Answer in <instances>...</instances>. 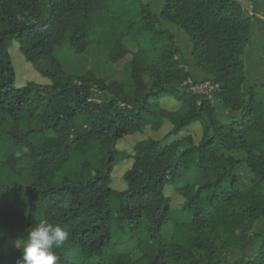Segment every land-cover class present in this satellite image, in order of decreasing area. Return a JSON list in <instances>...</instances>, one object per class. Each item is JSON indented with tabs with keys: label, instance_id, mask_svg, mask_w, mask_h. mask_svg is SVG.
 I'll return each mask as SVG.
<instances>
[{
	"label": "trees",
	"instance_id": "trees-1",
	"mask_svg": "<svg viewBox=\"0 0 264 264\" xmlns=\"http://www.w3.org/2000/svg\"><path fill=\"white\" fill-rule=\"evenodd\" d=\"M249 12L239 0H162L158 12L149 0H0V264H17L22 250L7 241L41 219L69 234L59 264H264V231L251 232L264 219V101L242 89ZM163 21L186 34L190 59ZM14 41L46 83L16 84ZM92 44L111 63L132 53L129 91L90 69L69 73L53 54ZM190 68L209 77V94L191 90ZM215 103L234 115L221 121ZM164 122L162 139L117 148ZM195 123L197 142L181 135Z\"/></svg>",
	"mask_w": 264,
	"mask_h": 264
},
{
	"label": "rangeland",
	"instance_id": "rangeland-1",
	"mask_svg": "<svg viewBox=\"0 0 264 264\" xmlns=\"http://www.w3.org/2000/svg\"><path fill=\"white\" fill-rule=\"evenodd\" d=\"M152 8L154 10H159L162 6V0H149ZM159 5V6H158ZM175 36L176 43L184 51V55L189 57V51L186 49L185 42L188 40L186 34L176 26H171ZM190 44V43H189ZM131 51H134V48L131 47ZM9 53L11 55L12 64L15 69V80L18 86H22L29 81L37 83H46V79L43 78L39 73H37L30 63L26 62L23 58L20 50L18 49V44L16 41L13 42L12 46L9 48ZM53 54L60 60L62 67L65 71L73 74H80L90 69L94 71L98 76H101L107 80H115L125 84L126 90H130V80L128 72V64L131 59V54H126L122 59L115 63H111L107 60L106 51L104 48L98 45H89L84 52L75 53L72 49L65 46H57L54 49ZM189 71L193 74L194 77H199L200 69L190 68ZM147 82V76L144 77ZM208 81H200L199 83L204 85V90H208ZM207 83V84H206ZM165 104L169 109H175L178 106V103L174 102L171 99L166 100ZM217 116L219 119H222V111L217 103H215ZM170 124L164 122L161 129L153 131L149 128H146L144 132L135 133L133 135L127 136L117 142V148L119 150H126L131 152L132 146L137 142L145 138H154L162 139L167 131L170 129ZM190 134L195 142L200 138V127L198 123H195L181 132V135ZM176 137L170 136L163 140V143H168ZM132 159H126L120 164L114 167L111 178V186L114 189L121 190L125 188V183L122 180V174L127 170L131 165ZM165 193L171 197L172 206L178 207L181 203V198L174 194L171 187H165ZM264 231V219L261 218L257 220L253 226L251 232ZM16 247V243L13 240L7 241L5 249L11 251ZM258 248V241H252L247 248L244 250L245 255H250L256 251ZM134 257L137 256L135 251L131 252ZM242 251L239 248L231 250L228 254L229 259H234L238 257Z\"/></svg>",
	"mask_w": 264,
	"mask_h": 264
},
{
	"label": "crops",
	"instance_id": "crops-1",
	"mask_svg": "<svg viewBox=\"0 0 264 264\" xmlns=\"http://www.w3.org/2000/svg\"><path fill=\"white\" fill-rule=\"evenodd\" d=\"M239 1L243 2L245 5L248 6L249 10H252L255 13V15H251V13L249 12V15L251 16L250 17L251 41L247 45L243 53V59L245 65L244 68L245 83L242 85V89L246 90L250 87H253L255 91L258 93V95L264 101V22L258 18V17L264 18V0H239ZM158 11L155 10V12ZM162 23L168 30L173 32V29L171 28V26H174L173 24L164 21ZM189 43H190L189 40L185 42L186 49L188 51H190L191 48V43L190 44ZM187 58L190 59L189 57ZM191 75L192 78L196 81L209 80V77L205 75L203 72H200L199 77H194L192 73ZM231 115H234V113L231 111H227V112L222 111V119L220 120L226 121L228 119V116Z\"/></svg>",
	"mask_w": 264,
	"mask_h": 264
},
{
	"label": "clouds",
	"instance_id": "clouds-1",
	"mask_svg": "<svg viewBox=\"0 0 264 264\" xmlns=\"http://www.w3.org/2000/svg\"><path fill=\"white\" fill-rule=\"evenodd\" d=\"M68 235L67 230L60 225L41 219L28 232L26 239L16 241V247L22 250V257L17 260V264H59L55 249L68 239Z\"/></svg>",
	"mask_w": 264,
	"mask_h": 264
},
{
	"label": "built area",
	"instance_id": "built-area-1",
	"mask_svg": "<svg viewBox=\"0 0 264 264\" xmlns=\"http://www.w3.org/2000/svg\"><path fill=\"white\" fill-rule=\"evenodd\" d=\"M208 82V90H206V88H205V90H204V85L203 84H201V83H196V84H194L192 87H191V90L192 91H195V92H201V93H205V94H209V92L212 90V88H213V85L210 83V81L209 80H207ZM206 83V84H207Z\"/></svg>",
	"mask_w": 264,
	"mask_h": 264
},
{
	"label": "water",
	"instance_id": "water-1",
	"mask_svg": "<svg viewBox=\"0 0 264 264\" xmlns=\"http://www.w3.org/2000/svg\"><path fill=\"white\" fill-rule=\"evenodd\" d=\"M246 9L249 10L248 6L245 5L243 2L239 1ZM260 20H262L264 22V18L263 17H258Z\"/></svg>",
	"mask_w": 264,
	"mask_h": 264
}]
</instances>
